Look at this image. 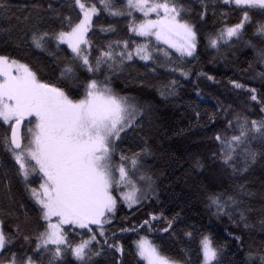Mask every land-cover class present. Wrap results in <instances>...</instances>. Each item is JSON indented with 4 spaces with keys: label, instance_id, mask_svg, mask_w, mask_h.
Returning <instances> with one entry per match:
<instances>
[{
    "label": "snow or ice",
    "instance_id": "1",
    "mask_svg": "<svg viewBox=\"0 0 264 264\" xmlns=\"http://www.w3.org/2000/svg\"><path fill=\"white\" fill-rule=\"evenodd\" d=\"M198 2V16L203 20L212 0ZM220 2L229 11H239L240 19L210 36L209 46L219 50L221 43L244 41L264 65V47L245 40V25L250 24L255 28L254 36L264 41V0ZM69 6L78 10L76 19L63 15L52 3L42 9L50 22L59 25L55 29L41 27L45 17L39 4L32 5L37 10L35 17L26 12L15 17L11 27L0 28L4 42L17 48L30 47L55 55L48 47L54 44L57 52L69 50L71 54V59L61 65L59 83L45 80L26 62L0 54V127L7 126L0 145L14 162L12 169L0 171V191L11 200L12 180H18L37 206L42 222V230L28 233L20 224L6 225L0 218V264H64L66 256H71L75 264H93V258L106 251L118 254L116 264H123L124 246L116 232L108 235L107 226L116 218L120 205L132 209L152 198L156 189L143 163L151 154L147 144L132 154L121 151L118 161L117 149L130 130L134 132L143 126L145 118L150 119L152 107L121 95L111 86L112 77L135 59L151 62L149 66L155 72L154 53L161 51L162 44L176 54L173 62L172 53L163 50L172 65L167 70L188 79L190 72L182 66L183 59L194 57L199 42L184 0H121L119 6L116 0H70ZM215 11L213 8V14ZM101 12L126 20L129 38L109 40L95 47L93 55L89 34L95 35L94 18ZM255 15L261 17L260 22L253 20ZM0 16L13 18L9 0H0ZM226 18L227 13L222 14V19ZM100 31L116 33L117 29L110 24ZM81 71L90 75L82 78ZM256 75L264 84V71ZM199 77L215 82V77L203 71ZM229 84L234 90L247 92L264 113V92L258 96L256 87L239 80H230ZM178 87L177 80H170L160 89V95L165 99L175 96ZM194 111L199 117L200 112ZM209 121H215V114ZM226 127L233 128L231 120L226 121ZM214 139L220 151L212 158H219L234 178L249 173L258 158L264 164V118L250 120L237 115L235 131L230 136L217 132ZM254 140L260 142L259 151L251 147ZM196 167L203 165L196 161ZM254 195L246 183H239L231 193L209 194L208 207L217 218L227 216L244 230L256 231L258 226L264 233V213L257 222L250 219ZM157 219L149 214L139 225L121 226L120 232L136 234L135 253L145 264H179L163 255L148 238ZM174 220H168L162 231L168 232ZM140 229H144V235ZM186 235L191 237L192 233ZM222 251L209 235H201L203 264H224ZM243 264H264V246L249 248Z\"/></svg>",
    "mask_w": 264,
    "mask_h": 264
},
{
    "label": "trees",
    "instance_id": "2",
    "mask_svg": "<svg viewBox=\"0 0 264 264\" xmlns=\"http://www.w3.org/2000/svg\"><path fill=\"white\" fill-rule=\"evenodd\" d=\"M52 3L59 7L63 15H71L76 19L77 9L69 6L70 0H9L12 9L11 20L0 16V28L11 27L16 23L15 17L31 12L35 17L36 9L32 5H41V14L45 17L41 27L55 29L58 24L47 19V13L42 9ZM117 5L121 0H116ZM190 9V18L196 26L198 45L194 57L183 59L182 66L190 72L189 78L184 79L179 74L167 70L172 66L168 64L163 50L172 53L175 62L176 54L159 45L155 72L151 70V62L135 59L125 65L123 71L112 77L111 86L121 95L135 98L140 105H151L150 119L145 118L143 126L130 134L120 143L116 159L124 151L128 154L139 152L147 144L150 155L144 158V165L155 181L156 194L141 205L129 209L125 205L118 207L116 218L107 226L111 232L117 234L119 242L124 246L123 264H145L135 253V233H121V226L139 225L149 214L158 217L153 221V231L147 233L161 253L179 264H202L199 253V240L201 235H209L214 244L222 246L221 259L224 264H243L247 259L249 248L264 246V233L258 229L247 231L238 227L227 216L217 218L208 207V195L212 193H231L234 186L246 183L255 194L251 198L250 206L253 211L250 219L257 222L264 213V164L258 162L243 177L234 178L230 171L213 155L220 151V146L214 139L217 132L231 135L235 131L236 116L247 117L250 120L264 118L260 107L249 99L247 92L234 90L229 84L230 80H239L247 86L256 87L258 96L264 92V84L256 75L264 71V65L258 62L253 47L244 41L239 43H221L219 50L209 46V37L219 33L221 28L235 24L240 19L239 11H229L220 0H212L209 4L207 16L201 20L198 13L201 11L198 0H184ZM62 6V7H61ZM99 7V5H98ZM215 8V14H213ZM227 18L222 19V14ZM253 20L260 22L261 17L255 15ZM98 21V22H97ZM96 27L93 39L95 47L105 45L109 40L128 39L127 21L112 17L101 12L94 18ZM114 24L116 33L101 32ZM255 28L245 25V40H252L257 47H264V41L254 36ZM140 40V38H135ZM49 49L55 55L40 52L30 47L17 48L11 43H5L0 36V54H8L21 62H26L45 80L59 83L61 65L71 59L69 50L57 52L54 44ZM64 48L65 46H61ZM200 71L215 77V82L197 75ZM81 77L90 75L84 71ZM102 78V77H101ZM170 80H177L179 87L175 96L167 99L160 95V89ZM197 92L200 95H197ZM195 110L200 112L196 116ZM215 114V121L210 122L209 116ZM148 116V113H145ZM231 120L233 128L226 127V121ZM0 127V136L5 128ZM251 147L257 151L261 145L254 140ZM199 161L203 167H196ZM14 162L10 159L3 146L0 145V171L12 169ZM36 179V178H34ZM33 186H36L35 184ZM11 200L0 191V218L5 224H20L22 230L34 233L41 229L42 222L38 219V208L31 201L23 185L13 179L11 184ZM175 218L172 228L168 232L162 231L167 221ZM191 232L189 237L186 233ZM144 235V229H140ZM241 237L236 240L235 237ZM18 243H22L19 241ZM19 251V249H17ZM118 254L106 251L93 258V264H116ZM64 264H75L71 256L64 258Z\"/></svg>",
    "mask_w": 264,
    "mask_h": 264
},
{
    "label": "rangeland",
    "instance_id": "3",
    "mask_svg": "<svg viewBox=\"0 0 264 264\" xmlns=\"http://www.w3.org/2000/svg\"><path fill=\"white\" fill-rule=\"evenodd\" d=\"M174 51V50H173ZM195 55V54H194ZM134 208V207H133ZM202 264H203V262H202Z\"/></svg>",
    "mask_w": 264,
    "mask_h": 264
}]
</instances>
